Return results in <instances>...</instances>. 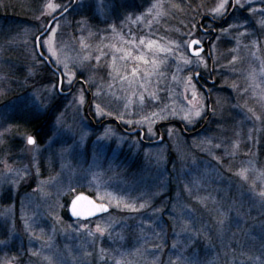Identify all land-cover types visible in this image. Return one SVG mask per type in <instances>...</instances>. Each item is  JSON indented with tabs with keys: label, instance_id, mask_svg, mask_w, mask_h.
Returning <instances> with one entry per match:
<instances>
[{
	"label": "rangeland",
	"instance_id": "obj_1",
	"mask_svg": "<svg viewBox=\"0 0 264 264\" xmlns=\"http://www.w3.org/2000/svg\"><path fill=\"white\" fill-rule=\"evenodd\" d=\"M45 2L0 0V261L264 264V198L255 194L264 190V0H242L211 46L210 101L194 79L209 74L206 56L185 45L220 0H162L159 16L145 15L155 0H63L71 12L41 39L57 55L40 46L65 96L36 50L52 20L37 19ZM87 109L154 144L93 126ZM171 121L200 131L186 137L169 125L159 137ZM241 167L246 181L234 174ZM79 193L110 213L72 221Z\"/></svg>",
	"mask_w": 264,
	"mask_h": 264
},
{
	"label": "snow or ice",
	"instance_id": "obj_2",
	"mask_svg": "<svg viewBox=\"0 0 264 264\" xmlns=\"http://www.w3.org/2000/svg\"><path fill=\"white\" fill-rule=\"evenodd\" d=\"M250 3V0H249ZM162 6V0H155V2L152 3L151 7L148 9V12L145 15H151L153 13L154 10L155 11V15L159 16L161 13L159 12V9ZM231 7H235L236 9H241L244 8V3H242V0H234V4H229V0H220V2L215 6V8L213 9V16H222L226 13V10L228 8ZM68 8L67 5L65 3H63V0H59V2H54V0H46L44 6L41 9L40 12V16L37 17V19H40L41 17H43L44 15H48L50 16V18L54 21H56L55 25H51L48 23L44 24V28L48 30V36L52 37L55 36V29H57L59 27V22H58V15H64L67 12ZM252 12H256V9L252 8L251 9ZM143 17H137V19H142ZM130 19V18H129ZM261 24H264V19H261ZM115 29L113 28V31ZM41 35H45V33L41 32ZM37 41L42 44L45 45L48 49L49 52H51L52 56H56V50L55 48L52 46V41L51 39H47L44 41L40 40V37L37 36ZM141 43H143V41H141ZM194 45H200V40L199 39H190L186 42L185 47L186 48H193ZM149 47H151V45H149ZM202 47H200L199 49H194L193 50V55L199 59L200 58V52L202 51ZM41 56H43V53H40ZM142 58V57H141ZM85 59H87V57H85ZM99 61V57H97V62ZM147 62V61H146ZM186 63H191L190 60H186ZM54 63L59 64V60L57 59L56 61H54ZM133 74H135V70H133ZM199 73H197L198 75ZM69 84H71V79H69ZM193 97H195V93L193 94ZM251 111V109L249 110ZM98 114H100L98 112ZM196 116L200 115L199 111L195 112ZM185 119H187V117H185ZM257 119H259V117H257ZM191 122V121H189ZM5 131H8V129H5ZM0 143H3V133H0ZM26 143L29 145H36V139L32 136H27L26 137ZM216 147H219V145H216ZM239 145L236 144L234 145V148H238ZM0 163H7L6 160H0ZM250 163V162H249ZM230 170V169H229ZM249 169L246 167H241L239 169V171L235 172L234 174L238 177L241 178V180L246 181L248 179L247 173H248ZM256 195L264 198V190L256 192ZM206 199V198H205ZM81 201H86L87 204L89 205V207L84 210H77V205L81 202ZM201 203H203V200H201ZM141 207H143V205H141ZM73 214L77 215V216H84L85 218H87V216L89 215H94L96 213L97 210L100 211H107V208L101 204V205H96L93 201H90L88 199V197L86 196H78L77 200L73 203ZM133 211L137 210L135 208H132ZM220 223L222 224L223 221H220ZM98 232L101 231L100 226L97 225V229ZM6 241L0 240V245H6ZM175 247V246H173ZM32 255L38 256L39 253L36 252H32ZM16 257H12L11 259L5 260V261H0V264H12V261L15 260ZM45 259H48V257H45Z\"/></svg>",
	"mask_w": 264,
	"mask_h": 264
},
{
	"label": "flooded vegetation",
	"instance_id": "obj_3",
	"mask_svg": "<svg viewBox=\"0 0 264 264\" xmlns=\"http://www.w3.org/2000/svg\"><path fill=\"white\" fill-rule=\"evenodd\" d=\"M231 4H234V0H232ZM234 10H235V7H231L227 15L222 20H217L212 15H208V14L201 16L195 28L197 31V35L195 37H192V39H199L202 47L206 49V51L200 57L206 56V61L209 64V74L205 75L201 73L202 77H200L198 81L195 80V83L197 84L199 89L205 94L208 101L211 100V89L217 86V81L215 77V68L213 66V58H212V53H211V46L216 41L220 30L227 25L228 19L234 14ZM199 48L200 47L197 46L195 49H199ZM208 109H211V105L208 106ZM90 120L93 123V126L95 127L102 128L105 125L114 124L124 134L132 135V136L139 135L141 141L144 144H149V145L154 144L153 142L147 141L145 139V132L141 129H135L134 131H129L126 127H124L120 123L115 122L113 120H103L99 124L95 121L93 117H91ZM169 125L176 126L178 129L181 130V132L186 137H191L200 130V128H198V129L189 131L186 129V127L182 123L178 121H171V122L160 124L157 127V134L159 135V137L164 136L162 130L163 128ZM136 131H139V132H137L136 134H133Z\"/></svg>",
	"mask_w": 264,
	"mask_h": 264
},
{
	"label": "water",
	"instance_id": "obj_4",
	"mask_svg": "<svg viewBox=\"0 0 264 264\" xmlns=\"http://www.w3.org/2000/svg\"><path fill=\"white\" fill-rule=\"evenodd\" d=\"M70 10H71V9H68L67 12H66L64 15H59V16H58V20L61 19L62 17H64V16H65ZM55 23H56V21L51 20L49 24L54 25ZM43 33H45V35H41V34L39 35L40 40H41L42 38H44V37L48 34V30L45 29V31H44ZM36 46H37L38 53H39V55H40V53H42V51H41V49H40V43L37 41V39H36ZM197 46H198V47H202V45H201V43H200V45H194L193 48H189V53H190V55L193 56V57H195V56L193 55V50H194ZM202 49H203V50L200 52V56L206 51V49H205L204 47H202ZM40 57L46 62V64L50 67V69H51V70H52V71L58 76V79H59V82H58V91H59L60 94H63L62 91H61V90H62V87H63V79H62L61 73H60L57 69H55V68L53 67V65L51 64V62L49 61L48 58H46L44 55H43V56L40 55ZM200 77H202V75L199 73L198 75H197V74L195 75L194 79H195L196 81H198ZM213 83H214V82H213ZM84 87H85L86 94L88 95V97H89V99H90V102H91V93H90V91L88 90V88H87L85 85H84ZM67 94H70V93H67ZM90 102H89V104H90ZM86 114L89 116V109L86 110ZM137 132H138V131H137ZM137 132H135V133H133V134H136ZM81 195L88 197V199H89L90 201H93L96 205H100V204H97V203L95 202V200H94L92 197H90L89 195H87V194H85V193H80V194L76 195V196L72 199V201L70 202L69 209H68L69 217H70L73 221H77V220H79V219H85V220H87V219H88V220L96 219V218H99V217H100L101 215H103L104 213H108V212L110 211V208H109L108 206L104 205V206L107 208V211H100V210H97L96 213H95L94 215H89V216H87V218H85L84 216H77V215H74V214H73V208H72L73 203L77 200V197H78V196H81ZM88 207H89V205L87 204L86 201H81V202L77 205V210H78V211L81 210V209L86 210Z\"/></svg>",
	"mask_w": 264,
	"mask_h": 264
},
{
	"label": "trees",
	"instance_id": "obj_5",
	"mask_svg": "<svg viewBox=\"0 0 264 264\" xmlns=\"http://www.w3.org/2000/svg\"><path fill=\"white\" fill-rule=\"evenodd\" d=\"M14 2H16V1H13V2H12V1H9V6L7 5V7H10V8H11V5H12V6L15 5ZM18 2L20 3V1H18ZM16 3H17V2H16ZM20 5H21V6H20ZM20 5L18 4L17 7L22 9V8H23V7H22L23 5H22L21 3H20ZM47 70H48L49 73H52V75H55V74H54V73H53L48 67H47ZM59 95H60V94H59ZM60 96H62V95H60ZM51 108H52V107H51ZM45 124H49L48 120L44 123V125H45ZM42 126H43V125H42ZM88 194H89V193H88ZM90 195L92 196V194H90ZM70 222H72V221H70Z\"/></svg>",
	"mask_w": 264,
	"mask_h": 264
}]
</instances>
